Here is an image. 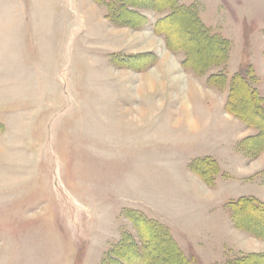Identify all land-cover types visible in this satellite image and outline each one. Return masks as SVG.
<instances>
[{
    "label": "rangeland",
    "instance_id": "1",
    "mask_svg": "<svg viewBox=\"0 0 264 264\" xmlns=\"http://www.w3.org/2000/svg\"><path fill=\"white\" fill-rule=\"evenodd\" d=\"M94 1L0 0V264H102L123 239L140 247L130 211L166 228L196 264L264 255V240L234 229L225 206L253 188L219 176L209 188L189 168L228 159L214 131L192 129L215 126L218 94L150 89L111 56L127 38ZM177 2L228 41V81L264 68V0Z\"/></svg>",
    "mask_w": 264,
    "mask_h": 264
},
{
    "label": "trees",
    "instance_id": "2",
    "mask_svg": "<svg viewBox=\"0 0 264 264\" xmlns=\"http://www.w3.org/2000/svg\"><path fill=\"white\" fill-rule=\"evenodd\" d=\"M95 2L106 6V18L111 24L134 29L147 23V19L140 15L136 8L155 12L168 9L169 14L153 24V32L164 36L168 50L183 52L182 67L193 71L196 76L201 77L208 69L224 65L227 61L228 41L201 23L194 6H179L176 0H113L111 2L95 0ZM117 57L118 63L130 68H134L133 64L140 58L147 67L155 61L150 54ZM203 61L208 62L204 65L199 64ZM253 80L254 70L250 65L244 66L235 73L229 81V93L225 103L226 113L258 131L256 135L241 140L236 146V151L249 159L255 158L264 151V98L253 87ZM207 85L223 90L227 85V76L221 72L209 75ZM189 168L208 187L214 185V178L219 173L216 162L210 158L193 160ZM226 206L236 229L264 240V232L254 227L255 223H258L257 218L264 217L263 203L254 198L242 197L228 202ZM129 213L127 217L138 234L140 247L138 248L130 240L123 239L112 247L109 257L103 260L102 264H196L194 258L189 259L182 254L169 231L161 224L137 211ZM225 264H264V255H240Z\"/></svg>",
    "mask_w": 264,
    "mask_h": 264
},
{
    "label": "crops",
    "instance_id": "3",
    "mask_svg": "<svg viewBox=\"0 0 264 264\" xmlns=\"http://www.w3.org/2000/svg\"><path fill=\"white\" fill-rule=\"evenodd\" d=\"M111 1L113 0H109L105 2H111ZM177 1L178 0H176V2ZM97 4L100 6H103L107 14L106 6L101 3H97ZM177 4L179 6H184V7H189L193 5V4H190L186 6L184 4H180L179 2H177ZM135 10L140 15L144 16L147 19V23L145 25H143L140 28H136V29L129 28V27H122V26L117 28V26L111 24L107 20V18L104 17L110 27L114 29H119V32L125 35V37L127 38L126 44H123L125 46L122 45L123 47L120 48L119 50H116V52H114L111 56L117 57L121 55L120 57L122 58V57H127V56H143L144 54L152 55L155 61L150 66L147 67L145 63L141 61V58L135 62V65L137 66L133 65L135 70H140L139 68L144 67V69H141L140 71L135 72V74L140 75V76H143V74H145L147 77V83L150 89L153 84L158 83L159 86L163 88L165 87V85L169 84L170 82H177L180 85L184 84V86L188 84V86H191L194 91L197 89L199 90L202 89V85L205 84L208 91H214V93H217L218 96L216 94H213V92H210L214 95V98L216 101L215 113L210 114L211 115L210 118L214 120L215 126L208 128V125H207L204 128H201V127H198L196 123V126L192 127V129L196 130L198 135L202 132L203 129L204 130L210 129L214 131L212 134H215V139L217 143L220 146H222L223 143L226 142L228 146V151L225 154H223L222 157L220 158L225 159L224 157L227 156L228 159L221 161L219 158L215 159L210 156L196 158V159L210 158L214 160L219 169V173L217 175L219 176V179L222 178L225 180H232L235 184H248L253 188L254 192H256V195L241 196V197L227 201L226 204L230 201H234L242 197L254 198L257 201L262 202L264 204V152L261 155H259L257 159L254 160V159H249L245 157L243 154L236 151V146L241 140L247 137L256 135L258 131L254 128H250L246 126L236 117L226 113L225 103L227 101V97L229 93L228 78H227V85L223 90H218L214 87H210L207 85L208 76L215 74L217 72H220L221 70L225 72V68H226L225 66L227 62L223 66H218V67L216 66V67L210 68L207 71V73L201 77L196 76L193 71L189 69H184L182 67L181 63L184 58L183 52L181 51L172 52L168 50L165 44L164 36L155 34L153 32V24L155 23V21L168 15L170 11L168 9H165L161 12H155L153 10H148V9H143V8H136ZM197 15L201 23L203 24L199 14ZM204 26L206 27V25ZM208 29L211 30L210 27H208ZM128 31H133L134 34L132 35ZM147 31L152 36V38L148 36ZM132 39L134 40V42L129 43V40H132ZM157 42H160V45H161L160 49L155 46L157 45ZM144 47H150V48L153 47V51L144 50L143 49ZM243 52L244 54H246V50L245 51L243 50ZM170 57H173V58H170ZM160 64L162 65L163 69H159ZM252 66H253L252 68L254 72H256L259 77L255 88L258 90L260 96L264 98V68H261L262 70L261 71L260 69L257 70V68H255L254 65ZM135 67H138V69ZM202 78L204 80H202ZM226 89H227L226 96H223L221 93L224 92ZM181 105L184 107L185 110L188 107H190V104L186 96ZM263 109H264V103H263ZM205 132H208V130ZM200 181L203 185L207 186L205 183H203L201 179ZM226 209H227V206H226ZM227 211L229 214L230 224L234 229H236L231 222L229 210L227 209ZM236 230H239V229H236ZM243 232L248 237L256 241H259L256 238L249 235L248 233H246L245 231ZM173 240L176 242L174 238ZM176 244L178 245L177 242ZM180 248H184V247L181 246ZM246 254H255V253L253 252H250V253L242 252V254L237 253V257L240 255H246ZM230 258L225 256V258H223L224 259L223 261L226 263L227 261L232 260L235 257H232L231 259ZM200 262H201L200 264H204L202 261ZM214 264H218V263H214Z\"/></svg>",
    "mask_w": 264,
    "mask_h": 264
},
{
    "label": "bare ground",
    "instance_id": "4",
    "mask_svg": "<svg viewBox=\"0 0 264 264\" xmlns=\"http://www.w3.org/2000/svg\"><path fill=\"white\" fill-rule=\"evenodd\" d=\"M185 28V27H184ZM178 31V30H177ZM200 49V48H199ZM192 53V52H191ZM205 57V56H204ZM204 60H206V59H204ZM208 61H203V62H199V64H201V65H204V64H206Z\"/></svg>",
    "mask_w": 264,
    "mask_h": 264
}]
</instances>
